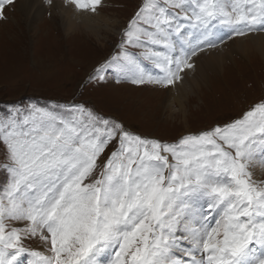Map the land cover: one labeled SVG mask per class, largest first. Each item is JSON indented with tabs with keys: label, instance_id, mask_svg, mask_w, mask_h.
Returning a JSON list of instances; mask_svg holds the SVG:
<instances>
[{
	"label": "snow or ice",
	"instance_id": "obj_1",
	"mask_svg": "<svg viewBox=\"0 0 264 264\" xmlns=\"http://www.w3.org/2000/svg\"><path fill=\"white\" fill-rule=\"evenodd\" d=\"M14 2L0 0V20ZM252 33L264 0H143L88 83L173 89L194 57ZM0 149V264H264L251 171L264 166V99L173 143L83 104H29L0 113Z\"/></svg>",
	"mask_w": 264,
	"mask_h": 264
},
{
	"label": "rangeland",
	"instance_id": "obj_2",
	"mask_svg": "<svg viewBox=\"0 0 264 264\" xmlns=\"http://www.w3.org/2000/svg\"><path fill=\"white\" fill-rule=\"evenodd\" d=\"M15 2L5 7L6 18L0 20V113L29 104L42 108L83 104L140 135L173 143L183 135L230 122L264 99L263 37L230 40L219 48L221 60L215 64L220 70L208 73L209 82L185 99L171 101L175 88L137 87L112 79L88 83L93 69L116 51L121 33L143 0H103L101 13L120 23V34L115 38L111 32V41L78 31L64 37L63 25L49 15L46 5L33 30L30 20L21 19ZM4 161L0 149V163ZM4 176L0 169V185Z\"/></svg>",
	"mask_w": 264,
	"mask_h": 264
},
{
	"label": "bare ground",
	"instance_id": "obj_3",
	"mask_svg": "<svg viewBox=\"0 0 264 264\" xmlns=\"http://www.w3.org/2000/svg\"><path fill=\"white\" fill-rule=\"evenodd\" d=\"M15 3L19 6L18 9L22 13V16L20 15L21 19L24 17V20H26V18L27 20H30L29 25L33 28V30V25H39L40 18L44 12L49 9L48 11H51V15L58 19V21L63 25L61 26L62 29H60V31H63L64 37H70V35L75 34L78 31L79 33L86 35L89 34L96 39L105 38L108 39V41H111L113 38H111L112 36L109 34L112 32L113 36L117 38L121 31L119 29L120 23L110 21L111 18L109 17V19L106 18V16L101 13L102 8L98 10V14H93L88 11L78 12L74 6L65 5L64 0H54V3L57 5L55 10L51 9L50 6L45 9L44 6L46 4L44 3V0H18ZM33 30L32 32L35 34L36 31ZM256 36L264 38L263 33H256L250 34L246 37H237V39L254 38ZM220 52V49L216 48L199 54V56L194 59L197 65L194 70L195 72H192V70H186V73L184 74L185 79L178 83L175 86V89H170L172 92L175 91L176 93H172L169 100L181 101L187 96L196 93L197 90L199 91L205 83L209 82L208 73H216L220 70L216 69L218 65L215 64L216 60L217 62L218 60H221V58L218 59L217 57L222 53ZM213 67L215 69H213ZM188 131L190 130H187V132ZM251 169L254 180H264V166L256 164Z\"/></svg>",
	"mask_w": 264,
	"mask_h": 264
}]
</instances>
